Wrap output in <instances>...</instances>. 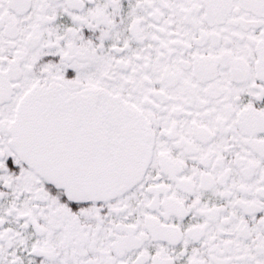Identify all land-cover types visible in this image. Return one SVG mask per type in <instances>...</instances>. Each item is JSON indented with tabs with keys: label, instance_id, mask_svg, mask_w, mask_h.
Returning <instances> with one entry per match:
<instances>
[{
	"label": "snow or ice",
	"instance_id": "snow-or-ice-1",
	"mask_svg": "<svg viewBox=\"0 0 264 264\" xmlns=\"http://www.w3.org/2000/svg\"><path fill=\"white\" fill-rule=\"evenodd\" d=\"M0 264H264V0H0Z\"/></svg>",
	"mask_w": 264,
	"mask_h": 264
}]
</instances>
